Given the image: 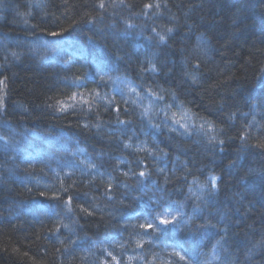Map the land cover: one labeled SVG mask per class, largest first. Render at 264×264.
<instances>
[{
    "label": "trees",
    "instance_id": "obj_1",
    "mask_svg": "<svg viewBox=\"0 0 264 264\" xmlns=\"http://www.w3.org/2000/svg\"><path fill=\"white\" fill-rule=\"evenodd\" d=\"M104 2L0 0V264H264V0Z\"/></svg>",
    "mask_w": 264,
    "mask_h": 264
},
{
    "label": "snow or ice",
    "instance_id": "obj_2",
    "mask_svg": "<svg viewBox=\"0 0 264 264\" xmlns=\"http://www.w3.org/2000/svg\"><path fill=\"white\" fill-rule=\"evenodd\" d=\"M120 3L123 4L124 0H120ZM98 7L101 8V9L106 8V4H105L104 0H100V3L98 4ZM144 7L147 8V9H152L153 7L160 8L161 4L156 3L155 5H153L152 3H147V4L144 5ZM164 7H167V5H164ZM128 27L131 28V27H133V25H128ZM153 31H155V30L153 29ZM167 31H168V33H171L173 31V29L169 28ZM50 35L55 37V36L60 35V33L52 32V33H50ZM157 36L159 37V41L161 43L165 42V36L164 35H160L159 33H157ZM13 55L15 56L16 54L13 53ZM0 67H3V66L0 65ZM195 67L198 69L199 65H196ZM151 70L155 71L156 69H155V67H153ZM0 75H3V72H0ZM6 79H7V77H5L4 80H0V84H4ZM193 82H195V81H193ZM133 91H135V89H133ZM156 98L157 99H162V97H160V96H157ZM85 102L87 103V101H85ZM125 103H127V101H125ZM0 107H3L2 98H0ZM60 110L61 111L65 110L63 105L60 106ZM115 110L117 111V113L120 112L119 108H116ZM120 123H124V121H120ZM180 127L185 128V130L187 131V126L186 125L181 124ZM201 127H203V125ZM246 135L247 134L240 136V139L242 141H245V143L242 145L243 147H249V145L246 143ZM214 140H215V137H212L210 142H212ZM219 143L222 145L224 143V141L220 140ZM125 147H128V145H125ZM251 147H255V148L259 149L261 151V153H264V140H261V141L257 142L256 144L251 145ZM220 150L223 151V148H221ZM250 171H254V170H250ZM145 175H146L145 171H140L139 172V176L140 177H145ZM211 183H212L213 188H215V178H211ZM42 195H43V193H42ZM54 198L58 199V197H54ZM68 203L69 204L71 203V199L68 200ZM166 215H167V210H165L164 212H161L160 215L156 219H154L152 222H149V223H146V224H141L140 227L142 229H144L146 232H148V231H156L157 228H158L157 220H158V224L159 225H164L165 227H167L170 224L174 225L175 219L174 218L173 219H166V218H164ZM108 255L112 256V253L109 252ZM172 255L178 256L180 260H184L185 259V257L183 255H180L179 252H173ZM112 260H113V264H119V261L116 260V258L114 256L112 257ZM165 264H170V262H165Z\"/></svg>",
    "mask_w": 264,
    "mask_h": 264
}]
</instances>
